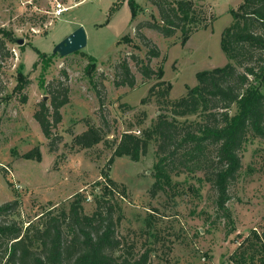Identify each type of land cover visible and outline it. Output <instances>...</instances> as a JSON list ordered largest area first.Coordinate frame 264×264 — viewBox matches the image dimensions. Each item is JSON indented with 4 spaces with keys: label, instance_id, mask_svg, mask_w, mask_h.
Segmentation results:
<instances>
[{
    "label": "rangeland",
    "instance_id": "1",
    "mask_svg": "<svg viewBox=\"0 0 264 264\" xmlns=\"http://www.w3.org/2000/svg\"><path fill=\"white\" fill-rule=\"evenodd\" d=\"M134 1L139 7L133 19L128 0H84L57 17L48 0H0V40L4 41L0 47V204L17 198V213L25 222L51 205L67 206L76 193H82L87 197L84 211L90 213L93 197L105 183L104 170L126 188L125 197L117 191L112 196L123 212L116 233L136 243L139 251L152 248L150 264H235L234 257L253 240L252 233L264 231V138L250 135L240 151L242 166L228 188L230 220L214 205L206 164L169 163L171 186L151 194L156 142L149 143L138 161L126 155L115 156L111 163L108 159L122 133L139 135L167 108L158 105L155 97L142 101L158 77L142 76L131 56L147 60L148 49L155 47L159 54L151 56L148 64L155 71L163 69L160 79L171 84L168 98L184 95L187 86L196 84V72L228 62L220 47L221 32L231 22L229 11L241 0H193L204 26L184 44L179 31L164 37L142 28L149 46L137 37L135 27L158 20V14L147 0ZM80 26L86 36L81 50L65 56L53 52ZM34 47L45 54L43 59ZM123 59L134 75L132 87L115 85L116 66ZM19 74L29 81L21 90L15 87ZM41 80L46 84L63 80L69 87V102L60 108L61 121L52 127L53 141L43 135L33 116L40 101H49ZM235 111L232 105L230 113ZM87 117L102 130L103 140L83 148L74 143V136L86 128ZM201 119L200 115L178 118ZM35 147L39 159L24 157ZM208 154L212 158L214 149L209 148Z\"/></svg>",
    "mask_w": 264,
    "mask_h": 264
},
{
    "label": "trees",
    "instance_id": "2",
    "mask_svg": "<svg viewBox=\"0 0 264 264\" xmlns=\"http://www.w3.org/2000/svg\"><path fill=\"white\" fill-rule=\"evenodd\" d=\"M147 2L156 9L158 20L136 25L137 37L145 46L151 42L141 32L142 28L153 29L164 37L179 31L184 44L204 26L201 11L193 0ZM128 4L134 19L139 6L134 0H128ZM114 9L112 6L110 12ZM229 12L231 22L220 37V47L228 62L196 72V84L187 86L186 93L178 98H168L171 84L160 79L163 69L159 67L155 71L148 64L151 56L159 54L155 47L148 49L147 60L131 56L142 76L158 77V82L149 87L142 101L155 97L158 105L164 104L167 108L139 135L130 131L122 133L114 142L113 153L108 159L111 163L115 156L126 155L138 161L149 143L156 142L158 160L154 164L151 194L171 186L169 163L206 164L205 175L214 191V205L228 220L231 217L227 206L228 188L242 166L240 151L250 135L264 138V0H241L237 8ZM4 35L10 37L11 33L4 31ZM3 46L4 41L0 40V47ZM33 50L39 58H44L45 54L38 48ZM92 67L91 64L94 71ZM116 72L115 85L134 86V75L125 59L117 64ZM28 82L19 74L15 87L21 90ZM55 83L46 84L41 80L40 86L49 94V101H40L33 115L43 135L52 141L56 139L52 127L62 118L60 108L69 102L68 85L63 80ZM162 85L165 86L158 88ZM232 105L236 106L234 113H230ZM192 115H200L201 121L178 120ZM83 121L86 128L74 136V143L89 148L103 140V133L88 117ZM209 148L214 149L212 158ZM24 157L39 159L40 151L35 147ZM101 175L105 183L93 197L90 213L84 211L82 203L87 197L82 193H76L67 206L51 205L25 222L17 213V198L1 203L0 264H150L152 248L139 251L136 243L124 241L116 233L123 212L112 196L117 191L125 197V186L112 180L104 170ZM145 225L150 228L149 218L145 219ZM151 235L157 239L156 234ZM251 237L249 245L237 257L233 256L235 264H264V231L253 232Z\"/></svg>",
    "mask_w": 264,
    "mask_h": 264
},
{
    "label": "water",
    "instance_id": "3",
    "mask_svg": "<svg viewBox=\"0 0 264 264\" xmlns=\"http://www.w3.org/2000/svg\"><path fill=\"white\" fill-rule=\"evenodd\" d=\"M18 43H22V39H18ZM86 45V36L83 27L76 28L63 40L58 42L53 52L60 56H65L75 51L81 50Z\"/></svg>",
    "mask_w": 264,
    "mask_h": 264
},
{
    "label": "built area",
    "instance_id": "4",
    "mask_svg": "<svg viewBox=\"0 0 264 264\" xmlns=\"http://www.w3.org/2000/svg\"><path fill=\"white\" fill-rule=\"evenodd\" d=\"M48 1L53 3L54 5L53 14L55 17H57L61 15L64 11H66L68 8L75 6L84 0H70L71 3L68 5H65V3L62 0H48Z\"/></svg>",
    "mask_w": 264,
    "mask_h": 264
}]
</instances>
